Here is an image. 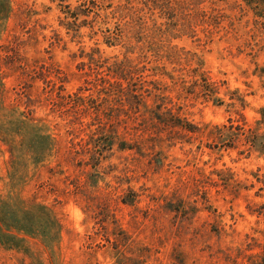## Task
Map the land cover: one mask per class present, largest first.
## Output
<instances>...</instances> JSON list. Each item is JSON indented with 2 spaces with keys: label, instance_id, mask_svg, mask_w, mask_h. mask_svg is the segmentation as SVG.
<instances>
[{
  "label": "rangeland",
  "instance_id": "rangeland-1",
  "mask_svg": "<svg viewBox=\"0 0 264 264\" xmlns=\"http://www.w3.org/2000/svg\"><path fill=\"white\" fill-rule=\"evenodd\" d=\"M187 1L198 17L108 47L115 25L93 35L83 0H10L0 264H264V7ZM167 109L191 131L162 125ZM17 121L48 136L37 164Z\"/></svg>",
  "mask_w": 264,
  "mask_h": 264
},
{
  "label": "trees",
  "instance_id": "trees-1",
  "mask_svg": "<svg viewBox=\"0 0 264 264\" xmlns=\"http://www.w3.org/2000/svg\"><path fill=\"white\" fill-rule=\"evenodd\" d=\"M59 1L65 3V0ZM83 2L88 6L89 12L86 14L88 18L92 19V13H94V11H91V9L97 10V13H94L95 19L97 18L95 23L94 17L93 20H89V22L93 21L94 23V25L89 27L93 35L97 36L101 34L99 23L104 26H110V24L113 26L115 25V33L112 35L110 33L107 37H103V43L108 47L117 46L123 41L129 42L128 45L131 46L132 42L145 45L147 37L144 34V30L147 22L151 21L153 17H158L165 21L167 20L169 23L176 19H180L186 11L189 14L193 13L192 16L195 14V16L198 17L200 10V7L192 6L187 0H83ZM9 3L10 0H0V20L6 19L9 16ZM252 4L255 5L256 10H260L262 6L264 7V0H254ZM60 6H63V4ZM65 7L63 6L62 8ZM200 12H204V10ZM63 13L65 19H73L71 24L67 23V21L63 24L68 31H71V25H74V21L78 20L79 15L75 12L70 13L69 11H64ZM155 26L156 25H154V27ZM164 115H166L164 119H158L159 122L167 128H188V130L191 131V124L185 118L172 112V110L167 109ZM11 125L12 127H9L11 134L23 136L25 138V142L27 143L26 146L30 150L32 161L36 164L42 161L43 153L47 151L46 142L48 140V136L41 134L42 129L27 121H17L15 124ZM21 147L16 148L14 144L10 147V151L11 153L18 152L20 154ZM32 219L31 216H25L21 225L32 227ZM16 221L17 220L13 219V222ZM3 225L8 227L6 219L1 217L0 227Z\"/></svg>",
  "mask_w": 264,
  "mask_h": 264
}]
</instances>
